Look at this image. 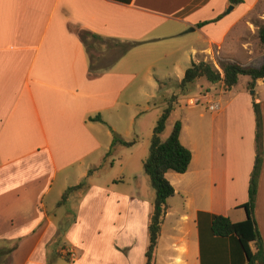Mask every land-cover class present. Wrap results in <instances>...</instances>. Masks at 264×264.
Here are the masks:
<instances>
[{
	"label": "crops",
	"instance_id": "1",
	"mask_svg": "<svg viewBox=\"0 0 264 264\" xmlns=\"http://www.w3.org/2000/svg\"><path fill=\"white\" fill-rule=\"evenodd\" d=\"M230 3L0 0V249L11 248L1 264H53L56 254L67 264L145 263L154 197L141 198L136 186L120 192L95 184L104 157H88L108 146L107 156L111 153L113 140L105 142L100 127L115 130L119 119L114 114L119 115L124 95L126 104L141 93L169 99L175 93L167 82L163 89L154 85L165 79L175 84L179 102L189 88L180 92L178 83L191 62L211 61L220 53L243 66L263 63L259 38L257 51L248 37L256 30L258 37L255 23H264V0L234 3L230 12L241 8L234 16L222 12ZM256 7L254 20L250 15ZM182 54L189 65L180 71L175 70L178 60L163 64ZM213 84L223 89L221 82ZM258 85H264V78L254 88ZM254 88L251 92L246 84L223 104L218 98V109L208 116L200 110L193 120H180V141L192 157L180 173V191L174 189L167 200L160 237L179 194L177 248L187 255L195 242L199 264H246L233 237L210 234L209 219L217 214L235 222L246 216L240 206L248 200L256 158L254 103H262ZM201 96L214 98L210 88ZM192 99L187 97V102ZM68 169L79 172L84 179L77 184L84 181L86 187L60 203L66 192L61 185L49 209L45 198L58 174ZM71 196L78 201L68 208ZM64 205L61 214L51 211ZM255 218L264 245L261 181ZM176 263L187 261L177 256Z\"/></svg>",
	"mask_w": 264,
	"mask_h": 264
},
{
	"label": "rangeland",
	"instance_id": "2",
	"mask_svg": "<svg viewBox=\"0 0 264 264\" xmlns=\"http://www.w3.org/2000/svg\"><path fill=\"white\" fill-rule=\"evenodd\" d=\"M245 1V0H244ZM222 8V12L225 13L226 9ZM241 8L237 11H232L231 16L236 15ZM259 11V7L254 8V11L251 13V18H257L256 14ZM256 20V19H254ZM263 23H258L256 21L255 25H261ZM257 30L255 33H251L248 37V41L252 47V49H257V51L261 50V46L257 45ZM96 50V49H95ZM93 54H95L94 49H92ZM113 52V50H112ZM149 53L143 54V56H147ZM170 58V59H169ZM163 64L170 65V61L173 58V61L176 63L177 66L175 70L180 71V67L186 64L187 56L183 55L178 56L176 55L170 56ZM226 55L224 53H220L210 59L213 63V66L221 71V67L219 62L222 60H226ZM165 58L161 60L163 62ZM183 60V61H182ZM190 61V60H189ZM248 77L247 76H240L238 79V83L233 87L231 92L224 91L218 84H213L208 82L206 79L202 78L194 83L189 85V90L185 95L180 94L179 102L176 101L177 99V89L174 83H171L169 80L165 81L163 79L161 83L155 82L154 85L156 87L160 86V89L164 88V84H168L169 90H172L175 94H169V99L175 98L173 109L169 118L166 121L164 131L160 135V139L163 141L167 139L170 134L171 127L176 120H184L187 119L193 120L196 116L195 111H204L206 112L207 116L214 112L209 110L208 105L210 102L217 101L220 98L221 104H223L229 97H231L237 90L246 89ZM179 87V86H178ZM210 88V93L214 96V98L210 100H203L202 96L204 94V90ZM180 89V88H178ZM257 91L258 95L262 99V103L258 105V111L261 120V135H262V164L261 170L258 177V182L261 181V186L264 188V85H258L254 88ZM143 90H138L137 94L142 92ZM251 91V90H250ZM181 92V89H180ZM194 97L195 99L189 100L187 102V97ZM127 98L126 95L122 97V105H120V112L119 115L114 114V118L118 117V121L114 122L115 130L113 132L110 131V127L107 125H101L100 128H103L105 131V135L103 134L102 138L105 142L113 140V137H119L126 141H135V143L131 146H124L119 143H115L110 147L111 153L107 156L108 147L102 148L98 151V153H91L88 159H96L99 157H104V161H102V166L100 169V177L95 178L94 183L97 185H106L108 184L114 189H120L122 191H132L136 186L138 192L140 191L141 198L143 199H151L154 197V190L151 187V183L147 175L143 170V160H145V155L147 149L150 147V139L153 133V128L165 109L168 108V100H164V96L157 95L155 98L146 96L144 93L139 94V96L130 97L128 98V103L126 104L125 99ZM195 106H191L195 104ZM148 104V105H147ZM191 104V105H189ZM148 108V109H147ZM131 114V115H130ZM105 116V115H104ZM110 118V121L113 119ZM112 124V123H111ZM107 132V133H106ZM110 141V142H111ZM110 144V143H109ZM105 155L107 157H105ZM87 160V159H86ZM85 160V161H86ZM84 161V162H85ZM87 163V162H86ZM84 167V164H83ZM84 169V168H83ZM102 170V171H101ZM85 171V170H84ZM65 172H69L70 174L66 175ZM167 179L171 183L174 189H180V173L174 171L167 172ZM79 172L76 170L68 169L61 171L57 178L54 181V185L52 187L51 193H49L46 198L45 202L48 205V208H52V199H54V193L57 191L58 187L61 185H65L64 188H67L72 185L77 184L81 180L84 179L83 176L78 177ZM122 177V178H121ZM69 185V186H68ZM139 187V188H138ZM180 191V190H179ZM56 197V196H55ZM178 200L174 203L175 211L167 218L165 222V226L163 228V233L159 239L157 252H156V260L155 264H177L176 257L181 256L183 260L187 261V264H199V258L197 253V247L195 242L190 243V251L187 255L180 254L177 246L180 245L179 242V230L176 226V221L180 220V195L176 194L174 199ZM71 205L68 208H73L74 203H76L77 197L71 196ZM67 208L66 205L61 206L59 210H51L57 214H61V211ZM75 208V207H74ZM61 210V211H60ZM69 252L66 250L65 253ZM71 254V253H70ZM56 260H51L53 264H67V260L62 258L60 255H54Z\"/></svg>",
	"mask_w": 264,
	"mask_h": 264
},
{
	"label": "trees",
	"instance_id": "3",
	"mask_svg": "<svg viewBox=\"0 0 264 264\" xmlns=\"http://www.w3.org/2000/svg\"><path fill=\"white\" fill-rule=\"evenodd\" d=\"M235 4L241 0H230ZM202 23L198 24L201 25ZM258 38L264 52V23L258 27ZM221 71L217 70L211 61L199 60L191 62L186 68L184 75L178 83L182 92L186 91L190 84L204 78L210 83L221 82L224 90L232 89L237 83L239 76H248L247 89H253L257 79L264 78V61L259 67L243 66L231 60L219 62ZM175 98L168 100V108L158 118L150 139L149 153L143 161V170L149 177L151 187L154 190L152 210L148 218V244L145 251V263L154 264L156 260V249L161 234V226L168 211L167 200L175 193L173 186L165 176L167 171L184 173L192 157L190 149L180 141L181 122L176 120L169 136L165 140L160 139L165 124L169 118ZM255 113V163L251 172L248 186V200L240 206L245 211V218L240 221H232L223 215H211L209 219V232L219 238L233 237L238 246L239 252L243 254L246 264H264V245L257 227L255 218L256 195L258 188V177L262 164V135L261 120L258 105L254 103ZM119 143L124 146H131L135 141H125L114 136L112 145ZM86 182L69 187L62 196V203L71 192L83 190ZM253 245L254 250H252ZM11 248L0 249V264L3 257L10 252ZM203 264V263H202Z\"/></svg>",
	"mask_w": 264,
	"mask_h": 264
},
{
	"label": "built area",
	"instance_id": "4",
	"mask_svg": "<svg viewBox=\"0 0 264 264\" xmlns=\"http://www.w3.org/2000/svg\"><path fill=\"white\" fill-rule=\"evenodd\" d=\"M208 108L211 111H215V110L218 109V103H216V102H210L209 105H208Z\"/></svg>",
	"mask_w": 264,
	"mask_h": 264
},
{
	"label": "water",
	"instance_id": "5",
	"mask_svg": "<svg viewBox=\"0 0 264 264\" xmlns=\"http://www.w3.org/2000/svg\"><path fill=\"white\" fill-rule=\"evenodd\" d=\"M233 1H234V0H233ZM233 8H234V3L231 2V3L229 4V6L227 7L226 12H230ZM251 92H252V91H251Z\"/></svg>",
	"mask_w": 264,
	"mask_h": 264
}]
</instances>
